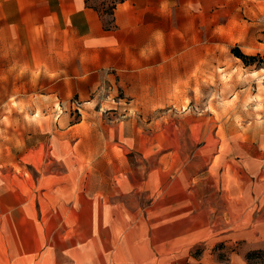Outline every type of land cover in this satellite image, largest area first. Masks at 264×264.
Here are the masks:
<instances>
[{
    "label": "crops",
    "instance_id": "obj_1",
    "mask_svg": "<svg viewBox=\"0 0 264 264\" xmlns=\"http://www.w3.org/2000/svg\"><path fill=\"white\" fill-rule=\"evenodd\" d=\"M262 16L264 0H0V98L14 101V132L28 116L27 130L51 134L63 167L31 188L22 157L0 156V264H245L239 242L264 240V166L256 205L246 207L243 190L230 197L244 172L231 183L222 164L199 179L159 141L136 139L124 118L100 130L70 123L68 101L71 85H82L74 94L83 114L125 117L132 102L110 103L102 86L135 93L166 83L167 68L186 66L183 53L239 36ZM155 146L144 163L141 149Z\"/></svg>",
    "mask_w": 264,
    "mask_h": 264
},
{
    "label": "rangeland",
    "instance_id": "obj_2",
    "mask_svg": "<svg viewBox=\"0 0 264 264\" xmlns=\"http://www.w3.org/2000/svg\"><path fill=\"white\" fill-rule=\"evenodd\" d=\"M212 40L214 45L201 46L197 52L183 53L181 59L186 66L167 68L166 83H150L142 92L135 93L129 90L131 85L102 86L105 94H112L110 103L118 99H122L125 105L132 102L125 117L117 115V111L111 108L98 116L83 114L84 111L79 110L77 94H74L76 87L83 86L71 85L74 89H71L68 104L75 108L69 111L70 123L82 122L81 127L89 123L97 124L100 130L101 124L112 125L124 118L139 129L133 132L136 139L149 141L150 145L159 141L160 145H165L164 150L171 151L175 160L181 163L176 168L182 170L192 166L190 170L197 172L199 179L209 170L220 174L222 164L229 170L231 183L237 180L235 174L244 172L245 183L243 178L239 179L244 186L240 189L230 186V197L236 200L232 198L235 196L233 193L243 190L245 206L255 207V195L260 192L261 167L264 166V65L245 66L231 53V49L237 47L244 54L264 56V16L245 21V28L239 36H214L210 38ZM191 63L196 65L191 68ZM13 107V100L3 101L0 98V123H4L0 127V156L14 155L17 160L22 157L21 170L29 172L28 182L32 188L41 174L53 172L56 175L63 171L62 165L56 163L61 153L57 145H52L50 133L27 130L28 116L20 117L23 128L14 132V111L10 109ZM3 113L7 116L4 117ZM56 117L54 115L53 120ZM157 147L141 149V155L143 152L148 158H144V163L152 165L154 154L151 151ZM140 153L131 154V158ZM66 154L71 155L70 149L66 150ZM46 157L52 162H48ZM73 166L70 165L71 169ZM249 171L251 174L248 177ZM214 190L220 193L221 187ZM214 200L220 201V196L216 195ZM238 204L233 201L228 207H238ZM258 214V209L253 210L251 218ZM228 247L219 251V258L229 256ZM204 250L205 247L199 245L192 253L193 257L198 260ZM235 253L239 258L243 257L245 264H264V240H242Z\"/></svg>",
    "mask_w": 264,
    "mask_h": 264
},
{
    "label": "trees",
    "instance_id": "obj_3",
    "mask_svg": "<svg viewBox=\"0 0 264 264\" xmlns=\"http://www.w3.org/2000/svg\"><path fill=\"white\" fill-rule=\"evenodd\" d=\"M115 2L120 1V0H114ZM114 6V3H113ZM111 7V10L113 8ZM111 14V11H110ZM231 53L240 59L245 66H250V65H264V56H260L259 54L257 55H247L241 52L237 47H234L231 49Z\"/></svg>",
    "mask_w": 264,
    "mask_h": 264
}]
</instances>
